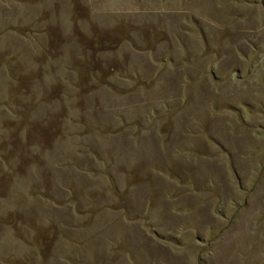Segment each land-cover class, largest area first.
Returning <instances> with one entry per match:
<instances>
[{
    "label": "rangeland",
    "instance_id": "rangeland-1",
    "mask_svg": "<svg viewBox=\"0 0 264 264\" xmlns=\"http://www.w3.org/2000/svg\"><path fill=\"white\" fill-rule=\"evenodd\" d=\"M59 260L264 264V0H0V264Z\"/></svg>",
    "mask_w": 264,
    "mask_h": 264
},
{
    "label": "crops",
    "instance_id": "crops-1",
    "mask_svg": "<svg viewBox=\"0 0 264 264\" xmlns=\"http://www.w3.org/2000/svg\"><path fill=\"white\" fill-rule=\"evenodd\" d=\"M170 59V58H169ZM164 62V61H163ZM173 62V60H170V63ZM206 73H208V71L204 72V74L206 75ZM210 75L213 77V72H210ZM155 114H157L156 111H153ZM234 112V110L232 111ZM122 120V125H126L128 121H124V118L121 119ZM136 123L139 125V121L138 120H135ZM140 126V125H139ZM209 139V138H208ZM209 141L218 149V152H222L223 154H225L228 158L229 161L232 160V154L231 152H229L227 149H225L223 147L222 144H220L218 141H216L215 139L213 138H210ZM230 167H231V164H230ZM235 168V167H234ZM231 169H233V166L231 167ZM157 170L158 171H163V172H166L168 175H172L173 174V171L170 169V168H164V167H157ZM165 170V171H164ZM233 171V170H232ZM235 179L236 181L238 182L237 184L240 186V180H239V177H237L235 175ZM151 235H153L155 238L159 239L158 237H160L161 235L159 233H157L154 229H151ZM63 263L66 264V261L64 260H59Z\"/></svg>",
    "mask_w": 264,
    "mask_h": 264
}]
</instances>
